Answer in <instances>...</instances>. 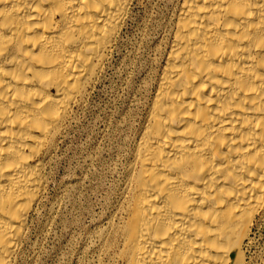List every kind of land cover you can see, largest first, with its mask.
Instances as JSON below:
<instances>
[{
    "label": "bare ground",
    "instance_id": "bare-ground-1",
    "mask_svg": "<svg viewBox=\"0 0 264 264\" xmlns=\"http://www.w3.org/2000/svg\"><path fill=\"white\" fill-rule=\"evenodd\" d=\"M133 2L0 0V264L17 263L47 161ZM176 7L93 243L105 264H243L264 217V0Z\"/></svg>",
    "mask_w": 264,
    "mask_h": 264
},
{
    "label": "rangeland",
    "instance_id": "rangeland-1",
    "mask_svg": "<svg viewBox=\"0 0 264 264\" xmlns=\"http://www.w3.org/2000/svg\"><path fill=\"white\" fill-rule=\"evenodd\" d=\"M179 2L134 0L104 70L47 161L16 264L107 261L93 243L113 210ZM243 264H264V217L251 229Z\"/></svg>",
    "mask_w": 264,
    "mask_h": 264
}]
</instances>
